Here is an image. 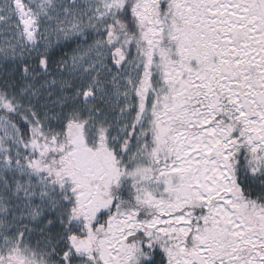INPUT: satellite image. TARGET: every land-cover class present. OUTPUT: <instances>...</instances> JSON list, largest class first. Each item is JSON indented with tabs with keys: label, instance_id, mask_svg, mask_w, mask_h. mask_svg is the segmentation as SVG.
Wrapping results in <instances>:
<instances>
[{
	"label": "snow or ice",
	"instance_id": "6c2138e0",
	"mask_svg": "<svg viewBox=\"0 0 264 264\" xmlns=\"http://www.w3.org/2000/svg\"><path fill=\"white\" fill-rule=\"evenodd\" d=\"M0 264H264V0H0Z\"/></svg>",
	"mask_w": 264,
	"mask_h": 264
}]
</instances>
